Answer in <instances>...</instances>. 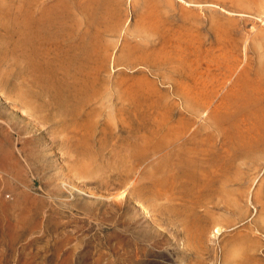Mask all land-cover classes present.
I'll use <instances>...</instances> for the list:
<instances>
[{
    "label": "rangeland",
    "instance_id": "1",
    "mask_svg": "<svg viewBox=\"0 0 264 264\" xmlns=\"http://www.w3.org/2000/svg\"><path fill=\"white\" fill-rule=\"evenodd\" d=\"M0 264H264V0H0Z\"/></svg>",
    "mask_w": 264,
    "mask_h": 264
},
{
    "label": "bare ground",
    "instance_id": "2",
    "mask_svg": "<svg viewBox=\"0 0 264 264\" xmlns=\"http://www.w3.org/2000/svg\"><path fill=\"white\" fill-rule=\"evenodd\" d=\"M146 58V57H145ZM191 163V162H190ZM192 166V165H191ZM188 172H189V169H188ZM219 232V229L215 230V233L218 234Z\"/></svg>",
    "mask_w": 264,
    "mask_h": 264
}]
</instances>
